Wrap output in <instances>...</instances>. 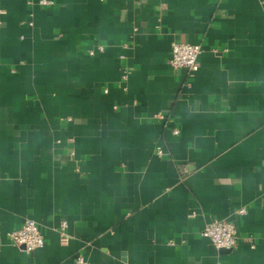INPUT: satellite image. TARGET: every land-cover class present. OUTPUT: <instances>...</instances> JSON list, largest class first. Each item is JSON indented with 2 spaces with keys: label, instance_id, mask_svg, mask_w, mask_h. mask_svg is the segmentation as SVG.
<instances>
[{
  "label": "crops",
  "instance_id": "obj_1",
  "mask_svg": "<svg viewBox=\"0 0 264 264\" xmlns=\"http://www.w3.org/2000/svg\"><path fill=\"white\" fill-rule=\"evenodd\" d=\"M52 1L0 0V264H264V0Z\"/></svg>",
  "mask_w": 264,
  "mask_h": 264
},
{
  "label": "built area",
  "instance_id": "obj_2",
  "mask_svg": "<svg viewBox=\"0 0 264 264\" xmlns=\"http://www.w3.org/2000/svg\"><path fill=\"white\" fill-rule=\"evenodd\" d=\"M41 6H51L52 0H38ZM102 50V46H98ZM200 45L189 42L173 41L170 45V54L168 58L169 65L174 69H185L188 75H192L198 69V55L200 53ZM89 54H93L90 49ZM173 133H177L173 129ZM245 209H238V213H244ZM67 222L62 220L57 226V233L61 243L67 241ZM200 234L209 239V241L219 249H232L235 247L238 239L236 226L228 220H213L206 223ZM10 242L20 249L31 252L44 245L43 234L36 221L30 218H25L19 228L8 233ZM77 262H83V258L78 256Z\"/></svg>",
  "mask_w": 264,
  "mask_h": 264
}]
</instances>
